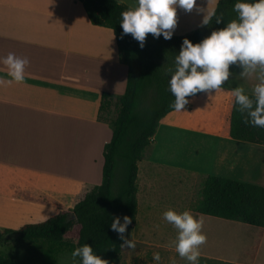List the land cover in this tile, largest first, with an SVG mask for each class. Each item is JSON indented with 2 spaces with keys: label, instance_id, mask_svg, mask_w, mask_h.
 I'll list each match as a JSON object with an SVG mask.
<instances>
[{
  "label": "crops",
  "instance_id": "crops-1",
  "mask_svg": "<svg viewBox=\"0 0 264 264\" xmlns=\"http://www.w3.org/2000/svg\"><path fill=\"white\" fill-rule=\"evenodd\" d=\"M217 2L197 0L204 12L178 7L173 35L194 31ZM121 3L136 6V0ZM10 52L29 63L23 82L0 84V230L45 221L59 209L39 200L72 208L78 194L101 182L103 149L112 135L110 109L127 77L113 31L93 25L77 0H0V58ZM242 71L233 64L220 90L205 92L160 120L144 156L152 168L264 186V145L232 139L222 125L232 99L229 90L240 85L251 94L255 85L250 77H239ZM0 79L11 80L2 62ZM103 94L109 97L101 109ZM170 144L179 147L175 154L184 160L167 156ZM158 187L149 182L144 189L149 216ZM180 202L175 210L190 209ZM206 221L229 225L233 241L224 249L200 247L199 264H264V230L216 217H204V227ZM142 229L136 214L128 236L138 243L132 254L178 255L175 247L139 242L147 231ZM177 264L190 262L179 257Z\"/></svg>",
  "mask_w": 264,
  "mask_h": 264
},
{
  "label": "trees",
  "instance_id": "trees-1",
  "mask_svg": "<svg viewBox=\"0 0 264 264\" xmlns=\"http://www.w3.org/2000/svg\"><path fill=\"white\" fill-rule=\"evenodd\" d=\"M77 1L93 25L113 31L119 59L127 66L125 89L116 99V116L111 121V139L103 149L102 179L98 185L78 194L72 208H65L48 198L39 200L55 204L58 213L42 222L24 224L18 230H0V244L16 235L19 240L41 251L47 262L58 250L73 251L88 243L108 264H117L122 248L118 233L110 228L112 217L121 216V223L123 215L131 218L124 234L128 237L137 214L138 162L151 146L160 120L175 110L171 106L174 96L168 89L170 76L166 69L173 65L174 55L179 52L184 37L196 43L236 18L233 11L236 0H218L215 9L217 16L222 17L220 24L213 17L208 25H200L189 34L173 35L167 40L163 36L154 38L149 33L143 48L131 33L123 34L121 12L129 9L125 4L118 0ZM204 93L191 95L188 100ZM108 97L103 94L101 109H104ZM245 115L237 110L232 97L222 122L226 135L264 145V128L244 123ZM200 195L192 209L196 216L238 220L264 230V186L207 175L201 183ZM0 264L34 262L0 253Z\"/></svg>",
  "mask_w": 264,
  "mask_h": 264
},
{
  "label": "clouds",
  "instance_id": "clouds-1",
  "mask_svg": "<svg viewBox=\"0 0 264 264\" xmlns=\"http://www.w3.org/2000/svg\"><path fill=\"white\" fill-rule=\"evenodd\" d=\"M178 7L187 12L196 7L198 12H204L197 0H136L135 7L121 12L123 34L131 33L141 48L149 33L154 38L163 36L166 40L171 39L177 24ZM233 11L236 18L212 30L202 40L193 43L187 37L182 39L173 65L166 69L170 76L168 89L174 96L171 106L180 111L189 103V96L220 90L232 74L230 65L238 64L243 69L241 76L251 75L259 66L258 82L253 86L251 95L240 85L229 91L237 110L246 113L244 123L264 128V0H236ZM213 17H216L217 24L222 22L216 9L211 8L202 16L201 26L208 25ZM0 62L7 66L8 76L11 77V80L0 79V84L25 80V66L29 63L26 57L10 52L0 58ZM162 216L177 230L173 244L179 257L190 264H199L200 246L207 240L202 231L203 215L194 216L191 209L178 211L169 207ZM122 220L121 223L119 215L113 216L110 228L118 233L121 248H134V240L124 235L131 218L123 215ZM71 255L73 264H108L88 243L74 248ZM77 257L80 258L78 262ZM152 260L153 264H158L160 253L153 252ZM169 264H177V260L170 257Z\"/></svg>",
  "mask_w": 264,
  "mask_h": 264
},
{
  "label": "rangeland",
  "instance_id": "rangeland-1",
  "mask_svg": "<svg viewBox=\"0 0 264 264\" xmlns=\"http://www.w3.org/2000/svg\"><path fill=\"white\" fill-rule=\"evenodd\" d=\"M260 74V68L257 66L256 70L245 78H249L251 82L257 83V76ZM242 77V76H239ZM117 106L112 107L111 118L112 120L116 116ZM211 114V113H210ZM166 116H168L166 114ZM169 115L167 118H169ZM179 147L170 144L168 149L169 153L167 156L173 158L175 156L176 161H182L180 155L175 154ZM167 150V149H166ZM178 158V160H177ZM180 158V159H179ZM158 168H152V166L143 157L141 161L138 162V172H137V193L140 200L139 211L137 213V218L141 219L143 222V229L147 230L144 235L140 236L139 242L146 241L155 244H163L165 247L171 248L173 250V241L177 236V230L167 221L163 219L162 213L166 211L169 207L176 209L181 206L180 199L185 200L184 206H187L192 210L196 201L200 198V188L203 181V177H197L192 173L183 172L176 169H168L160 172ZM102 179V178H101ZM151 179H153L151 181ZM149 182H154L158 187V191H154L153 194H157L153 205L150 206V216L148 213V206L142 203L144 195L148 194L145 191V186ZM75 201V200H74ZM144 212V213H143ZM193 212V211H192ZM196 216L194 213H192ZM207 226L202 227V231L206 234L207 240L200 247L213 246L217 249L229 248V242L233 241V233H229V225L221 224L220 221H206ZM210 223V225H209ZM137 226V223H136ZM231 236V237H230ZM236 242V240H234ZM138 246V243H135ZM131 248H122L121 257L117 264H135L137 262L153 263L152 255H135L131 253ZM163 252V250H160ZM0 253L8 257H12L20 260L31 259L34 264H73L72 251L58 250L51 254L48 261H45V256L41 251L28 245V243L19 240L16 235H12L8 238L6 242L0 244ZM174 257L177 262L179 256L176 255H161L160 264H169V258ZM78 262V257L76 258ZM159 264V263H158Z\"/></svg>",
  "mask_w": 264,
  "mask_h": 264
}]
</instances>
